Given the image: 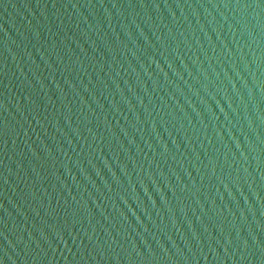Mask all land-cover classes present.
Segmentation results:
<instances>
[{"label":"water","instance_id":"water-1","mask_svg":"<svg viewBox=\"0 0 264 264\" xmlns=\"http://www.w3.org/2000/svg\"><path fill=\"white\" fill-rule=\"evenodd\" d=\"M0 264H264V0H0Z\"/></svg>","mask_w":264,"mask_h":264}]
</instances>
